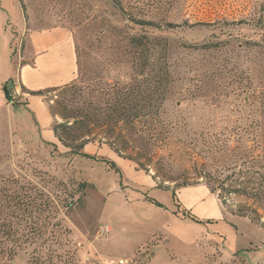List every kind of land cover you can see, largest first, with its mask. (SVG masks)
I'll return each mask as SVG.
<instances>
[{"label": "rangeland", "instance_id": "obj_1", "mask_svg": "<svg viewBox=\"0 0 264 264\" xmlns=\"http://www.w3.org/2000/svg\"><path fill=\"white\" fill-rule=\"evenodd\" d=\"M53 26L72 34L81 86L129 81L138 64L167 80L164 110L197 134L179 130L169 150L125 155L139 158L148 176L158 159L168 161L180 183L196 185L173 193L134 162L116 163L105 144L70 154L40 136L10 77L24 65L26 29ZM57 96L44 101L59 113ZM52 121L64 122L58 114ZM100 133L89 143L98 145ZM245 167L264 172V0H0V190L28 185L56 208L65 196L59 182L69 193L85 187L62 216L69 234L60 231L52 246L28 245L12 264H30L36 248L55 251L56 264H146L153 255V264H264V230L231 213L248 209L264 223L262 206L232 194L224 207L205 185Z\"/></svg>", "mask_w": 264, "mask_h": 264}, {"label": "trees", "instance_id": "obj_2", "mask_svg": "<svg viewBox=\"0 0 264 264\" xmlns=\"http://www.w3.org/2000/svg\"><path fill=\"white\" fill-rule=\"evenodd\" d=\"M138 23L153 25L143 21ZM165 27L176 26L168 23ZM131 42L138 48L141 39L133 38ZM132 68L139 76L131 77L126 82L115 81L110 85L94 80L95 84L81 86L78 78L66 86L45 89L31 95L47 98L49 94L58 93L57 97H61L56 102L60 107L59 113L53 107H49V111L51 118L58 114L64 122L53 121L51 129L70 154H81L85 144L95 141V137H91L92 132L99 130L101 135L98 146L107 145L120 158L134 162L139 170L149 174L148 168L139 158L125 155L128 148L147 154L157 145H164L169 150L170 144L177 142L174 136L177 131L186 135L197 133L187 128L184 119L180 122L177 117L168 116L164 110L167 101L164 84H167V80L162 75L153 74L152 68L148 70L141 64L132 65ZM208 141L205 143L207 147L211 146ZM195 143L187 144L195 148ZM225 150L229 155L232 153L230 149ZM153 165L154 171L150 176L157 187L171 188L174 193L177 188L196 185L180 183L178 178L171 175L173 168L168 161L158 159ZM205 185L216 194L224 207H227V196L235 194L257 202L264 209V172H250L249 167L238 168L223 179L208 176L205 178ZM57 186L65 196L59 198L56 208L50 201L41 204L46 199L42 195L38 198L34 188L28 185L0 190V264H12L19 257L28 255V245L52 246L57 242L56 237L60 231L65 236L69 234L62 216L74 204L81 203V198L74 200V191L83 195L85 187L83 183L77 184L73 193H69L63 182H59ZM46 212L53 214L46 215ZM231 213L248 217L264 230V223L260 222L253 211L239 209ZM30 253V264H46V261L48 264H56L54 259L59 258L50 248L45 253L38 248Z\"/></svg>", "mask_w": 264, "mask_h": 264}, {"label": "crops", "instance_id": "obj_3", "mask_svg": "<svg viewBox=\"0 0 264 264\" xmlns=\"http://www.w3.org/2000/svg\"><path fill=\"white\" fill-rule=\"evenodd\" d=\"M20 76L11 75V79L18 80V88L13 89L17 103L27 107L38 123L40 136L47 143L59 144L54 136L51 125L53 123L49 107L42 96H34L39 90L53 89L66 86L77 78L76 51L72 34L62 26L48 29H26L23 44ZM93 149L106 147L97 144H86ZM83 147V148H84ZM107 148V147H106ZM109 149V148H108ZM111 159L121 166L134 167L130 161L119 158L111 149ZM146 177L151 178L147 174ZM147 185L150 182L147 180ZM153 255L146 264H153Z\"/></svg>", "mask_w": 264, "mask_h": 264}, {"label": "built area", "instance_id": "obj_4", "mask_svg": "<svg viewBox=\"0 0 264 264\" xmlns=\"http://www.w3.org/2000/svg\"><path fill=\"white\" fill-rule=\"evenodd\" d=\"M11 82H12V89H17L18 88V80L17 79H15V78H12L11 79ZM109 231V227L108 226H105V227H102L101 228V230H100V232L99 233H101V232H104V233H107Z\"/></svg>", "mask_w": 264, "mask_h": 264}]
</instances>
